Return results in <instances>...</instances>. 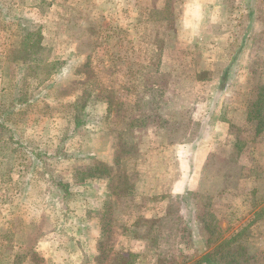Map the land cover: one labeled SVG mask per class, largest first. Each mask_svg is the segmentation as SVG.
<instances>
[{"label": "rangeland", "instance_id": "1", "mask_svg": "<svg viewBox=\"0 0 264 264\" xmlns=\"http://www.w3.org/2000/svg\"><path fill=\"white\" fill-rule=\"evenodd\" d=\"M189 1L0 0V264H217L195 260L240 229L238 264H264V0L204 7L205 43Z\"/></svg>", "mask_w": 264, "mask_h": 264}, {"label": "trees", "instance_id": "2", "mask_svg": "<svg viewBox=\"0 0 264 264\" xmlns=\"http://www.w3.org/2000/svg\"><path fill=\"white\" fill-rule=\"evenodd\" d=\"M41 44L42 43H36L35 45V43H32L27 49L22 48V51L24 50L25 52H28L27 54L24 53V55L22 54V55H17V56H22L24 60L22 61L24 67L26 68L29 67L30 70L31 68H35L34 64L36 63V73H38L39 71H42L41 73L44 72V77L41 80V81H44L48 78L49 75L52 74L53 70H56V68L54 67L56 63H53L52 65H48L47 59L42 58L43 57V53H42L43 47H41L42 46ZM35 52H36V57L31 60V56H34ZM26 56H28V58H26ZM258 91L259 92H258L257 98L252 103L251 108L248 109L247 111L248 120L250 119L251 121L254 122V126L256 130L261 129L262 104L260 103L264 101V85L259 87ZM23 98H24L23 95L19 96L18 101L20 102L24 101ZM259 104L261 105L260 107H259ZM83 106H84V102L82 103L80 107L83 108ZM80 113H81L80 110L76 111V117H75L76 124H79L81 121ZM110 168H111L110 166L109 167L104 166L103 162H97L96 164L92 166H87V164H85L80 170L76 171L77 173L76 181L84 182L85 180L91 177H98L101 174H103L106 170H110ZM59 184L62 185L65 188V191L67 192L66 183H64L62 180H59ZM255 214L257 215L258 213H255ZM242 232H243V229L242 231L241 229L238 230L236 233L233 232L232 237L226 238V240H224L225 242L223 241L220 242L213 251L207 254V256L205 255L201 256L198 260H195V263L203 262V259L211 260L210 262L217 263V264H238L239 262L248 263L250 258L247 259L248 256L246 254L245 249H242L241 253L240 252L237 253V252L232 251L231 248L227 247L229 244L233 242H237L238 240L236 238L239 237ZM252 257L254 256L252 255ZM260 262L262 261L260 260Z\"/></svg>", "mask_w": 264, "mask_h": 264}, {"label": "crops", "instance_id": "3", "mask_svg": "<svg viewBox=\"0 0 264 264\" xmlns=\"http://www.w3.org/2000/svg\"><path fill=\"white\" fill-rule=\"evenodd\" d=\"M189 2L190 3L195 2V4H193V5L197 6V7H196V11L194 13H192L191 7H187V6L184 7V16H185V20L187 22V24H185V27L188 29V34H187L184 41H186L188 43H194L196 40L199 39L200 41L205 43V36L210 37L207 34H211L212 32L207 30V29L205 30V28H208V27L211 28V25H210V23H208V21H207L208 24L205 27L202 26L204 24V20H203V9H204V7H207V6L210 7L211 8V15L212 16L214 15L217 18L219 15L223 16L225 14V13L224 14L222 13V10L224 11L226 8L225 4H223V3L221 4L222 0H198V3L196 2V0H190ZM188 4L189 3H186V5H188ZM162 7L163 6H161L160 11L162 10ZM143 14L149 16L150 14H152V12L149 11L147 13L146 11H144ZM205 14H206V12H205ZM186 17H193L194 19H187ZM209 22H210V20H209ZM219 24L221 26L219 28H221V31H222V28H224V24L222 22ZM212 40H213V43H215L214 47L216 49H221V46L218 43H222V42L218 41L219 39L217 37H214V36L212 37ZM212 58H210V59H212ZM161 59L162 58L159 54L158 64L161 63L160 62ZM213 59L218 60L219 58H216L214 56ZM228 62H230V63H227L226 66L227 65L229 66V64H231L232 60L228 59ZM222 74L223 73H220L218 75L216 82H218V83L221 82L220 84H224L223 85L224 88H226L228 86V93H229V91L230 92L237 91L240 84H242L244 81H246V75H247V73H245V75H243L242 73H240V74L238 73L237 75L235 74L233 77L232 76L229 77L226 74H224L222 76ZM227 78H229V79H227ZM224 79H227V81H224ZM241 90H242V88H241ZM168 94H169V89H167V91H166V95H168ZM173 192L176 193L177 190H175V191L171 190L170 191L171 194H174Z\"/></svg>", "mask_w": 264, "mask_h": 264}]
</instances>
